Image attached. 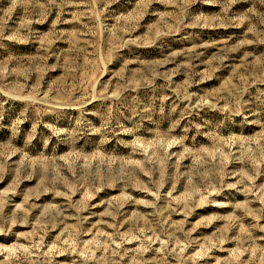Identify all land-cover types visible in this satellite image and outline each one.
Here are the masks:
<instances>
[{
    "label": "rangeland",
    "instance_id": "374dc122",
    "mask_svg": "<svg viewBox=\"0 0 264 264\" xmlns=\"http://www.w3.org/2000/svg\"><path fill=\"white\" fill-rule=\"evenodd\" d=\"M0 264H264V0H0Z\"/></svg>",
    "mask_w": 264,
    "mask_h": 264
}]
</instances>
